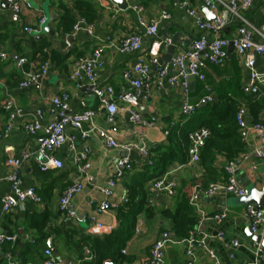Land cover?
<instances>
[{
	"label": "crops",
	"instance_id": "1",
	"mask_svg": "<svg viewBox=\"0 0 264 264\" xmlns=\"http://www.w3.org/2000/svg\"><path fill=\"white\" fill-rule=\"evenodd\" d=\"M26 1L32 7L30 10H23L16 14L17 17L10 9L3 10L0 7V53L4 55L0 56V174L11 173V168L5 165L8 159L19 158L24 152L31 154L30 159L23 163L20 170L21 188H33L41 198V203L36 205L24 202L12 209L10 213L0 215V230L16 235L17 240L11 251L23 264H41L44 259L43 251L50 249L47 247V241L51 237L53 250H50L60 264H87L91 260H87L86 249H88L89 239L94 236L89 233L90 222H82L81 217L94 218L103 226L111 227L112 230L118 226L117 212L96 214L95 208L104 200L99 189L111 176L114 160L126 156V153L106 148L104 141L95 133L82 139L80 133L91 129L90 125H85L80 131L67 130L68 134L76 138L74 151L69 150L65 145L52 152L51 156L62 162L63 168L40 172L37 149L41 134L27 135L23 131V126L34 121H38L43 127L46 126L52 119L51 99L60 92L68 94L69 108L73 113L96 107V99L90 91L85 89V86L77 89L69 78L78 57L89 55L97 47L118 44L120 40L131 34L140 35L143 43L142 51L138 55H124L113 47L104 48L103 66L98 74L99 82L110 85L116 94L121 91L136 93L124 81L122 77L124 70L133 67L138 59L150 61L153 57L157 59L162 57L166 52L162 40L164 36L171 37L175 33L180 34L175 49V54H177L187 50L189 45L186 42L197 39L199 32L192 20L187 17L185 10L175 5L178 0H130L125 10L119 9L112 0H99V2L85 0ZM186 1L190 7L201 12L200 9L203 7L201 0ZM222 1L239 4L242 0ZM132 5L139 6L141 12L136 13L131 10L129 6ZM224 11H226L224 8L217 9L215 15L223 17ZM162 12L170 16L169 20L159 21ZM239 14L253 26L263 25L264 0H251L249 9H240ZM41 17L45 18L46 24L42 27L40 39L36 40L33 35L26 33L24 28L36 27ZM82 18L93 24L92 35H89L84 27L77 31L73 30L75 22ZM140 20L145 24L159 21L157 36L145 37L144 30L140 27ZM225 20L227 25L220 35L225 39H230L235 35L238 23L229 13L228 19ZM69 37L72 38L73 46L70 50L71 45H66ZM254 39L257 41V38ZM152 43L160 45L155 48ZM44 49L48 50V55L43 52ZM22 58L27 61L23 65L25 71L36 70L41 63L48 60V76L37 85L25 89L20 88L22 74L17 61ZM256 67L258 70L263 68L264 60L258 58ZM158 72L159 68L150 74L152 78L150 83L147 86L143 85L139 90L138 111L146 120L155 119L152 127L133 126L126 113L122 111L115 116L113 127L106 123L104 113L98 114L92 121V126L96 129L103 131L113 129L114 138L120 145L138 146L143 140L153 161L157 154L156 149L167 145L168 136H164L165 130H169L171 134L174 129H182L189 133L204 126L189 125V121L196 112L191 116L182 114L184 96L180 84L170 87L164 81L162 88L156 89L154 77ZM201 72L205 80L203 82L194 81V87L189 89V103L194 104L206 95L205 88L207 87L213 95V103L224 105L232 102L237 104V109L241 105L246 106L248 116L245 127L243 130L238 129L243 151L259 148L264 154V135L256 136L253 129L254 123H264V89L257 96L248 94L247 71L243 60L229 51L221 66L202 62ZM172 75L173 70H169L167 77ZM7 99H13L22 113L12 122V130L8 137L3 138L8 113L1 106ZM252 102H256L260 107L257 118H254L250 111L249 104ZM172 123L175 124V128L170 129ZM79 154H84L87 162L90 163L86 175H80L73 165V157ZM128 156L132 162L133 171L117 181L111 201H120L133 187L137 192L144 193V208L149 207L150 212L142 209L137 215L136 225L141 227L140 233L138 235L133 233L131 239L125 244L123 249L126 253L121 254L122 262L120 263L143 264L149 256L153 243L162 232L170 229V221L161 214V211L171 208L173 202H165L164 198L151 187V182L159 178L154 177L152 165L148 166L137 150H132ZM229 161L224 153L213 151V162L207 163L209 169L206 170L201 160L198 174L193 169L185 167L171 177L178 184V189L183 187L190 196L195 186L201 189L212 183L226 181L227 175L223 168ZM178 164L183 163H173L165 173ZM236 180L241 187L248 190L252 187L261 190L264 186V159L250 157L243 161L236 173ZM74 181H79L82 185V191L70 202V206L76 212V217L64 220L59 211V199L64 189ZM9 193V185L2 183L0 198ZM238 199V197L226 194L213 196L201 194L198 199L201 211L210 216L226 212V217L220 222L211 220L204 222L200 233L205 237L207 247L214 251L222 264H264V261H256L253 253L254 242L246 235L249 224L244 217L246 206L241 205ZM149 201L153 203L150 205ZM34 215H47V223L42 231L44 238L30 227ZM197 219L196 216V221ZM219 234L223 235L222 239L217 238ZM257 235L264 239V226ZM233 240L239 243L237 248L231 247L230 242ZM9 247L6 245L4 248L9 249ZM193 253L192 264H212L205 251L195 248ZM231 253L234 254V259L229 258ZM188 262L183 244L166 246L163 264H188ZM3 263L0 258V264Z\"/></svg>",
	"mask_w": 264,
	"mask_h": 264
},
{
	"label": "built area",
	"instance_id": "2",
	"mask_svg": "<svg viewBox=\"0 0 264 264\" xmlns=\"http://www.w3.org/2000/svg\"><path fill=\"white\" fill-rule=\"evenodd\" d=\"M85 1L99 2V0ZM124 1L126 4L130 2V0ZM201 1L203 7L208 9L214 15L217 12L218 6L224 8L227 13L235 18L238 27L232 38L225 39L220 35L227 25V22L223 17L215 15V20L210 22L205 18L202 12L190 7L186 0H178L176 2L175 5L180 9H184L187 17L192 20L194 26L199 32V36L197 39L190 42L187 50L175 54L169 63L163 64L159 67V72L154 77V84L156 89H161L164 81L170 87L180 84L184 96L182 114L185 116L193 115L197 110L213 103L214 100L209 88L206 87V95L202 96L194 104L189 103V83L187 82V78L192 77L194 81L203 82L205 77L201 72L202 62L221 66L227 58L229 51H232L244 62V68L247 71L246 88L248 94L251 96H257L259 92L264 89V67L260 70L256 67V60L258 58L264 60V24L259 27L253 26L239 14L240 9H249L251 6V0H242L239 4L235 2L225 3L222 0ZM31 7V4L26 0H12L10 10L15 14H19L23 10H30ZM129 8L136 13L141 12L139 6L132 5L129 6ZM169 18L170 16L166 12H162L159 21L169 20ZM159 21L156 20L150 24H145L140 20V27L144 30L143 33L145 37L153 38L157 36ZM45 24V18L41 17L36 27H25L24 31L33 35L36 40H39L42 27ZM82 27L85 28L89 35L93 34L94 26L87 24L83 19L76 21L73 25V30L77 31ZM254 38H257V41ZM162 40L164 48L166 49L171 43L170 37L164 36ZM142 43L143 41L140 35L131 34L120 40L118 44L97 47L89 55L77 58L75 67L70 72L69 78L77 89L85 86L90 91L97 102L95 108L84 109L78 113H73L69 108L68 94L66 92H60L51 99L52 119L46 126H41L38 121L23 126V131L27 135L33 136L41 134L37 152L44 157L45 162L39 164L40 172H46L49 169L61 170L63 168L62 162L51 156L52 152L65 145L69 150L74 151L76 138L74 135L68 134L67 130L80 131L85 125H90L91 129L80 133L82 139H86L92 133H95L104 141L106 148L117 149L126 153V156L114 160L111 176L108 178L105 185L99 189L104 200L96 206V214L116 212L120 207L128 203L127 194H125V196H123L118 202H112L111 200L114 197V189L117 181L133 171L132 162L128 156L132 150H137L139 155L146 160L148 166L153 165L152 155L143 140L140 141L138 146L120 145L114 138L113 129L110 131H103L92 126L93 119L98 114L104 113L106 123L110 127H113L115 116L119 111L126 113L129 122L133 126L150 128L155 124L154 118L146 120L141 116L138 111V105L139 90L143 85L147 86L150 83L152 79L149 73L150 67L157 63V58L153 57L150 61L138 59L133 67L123 71L122 77L124 81L128 86L133 88L136 93L121 91L116 94L110 85L101 84L98 78L99 71L103 66L104 48L113 47L119 53L124 55H138L142 51ZM69 44V42H66L67 46H69ZM152 44L155 48L160 45L159 43ZM43 52L47 54L48 50L44 49ZM0 56L4 55L0 53ZM25 63H27V61L24 58L17 61V66L22 74V80L19 84L20 88L25 89L37 85L48 76V60L41 63L36 70L25 71L23 69ZM169 70H173V75L167 77ZM1 107L8 113V121L2 134L3 138H7L12 130V122L22 113V111L15 104L13 99L5 100ZM37 115L39 116V112ZM247 116L248 109L246 106H239L235 116L239 130L244 129ZM172 128H175L174 123L170 126V129ZM253 129L256 136L262 137L264 135V123H254ZM169 134L170 131L165 130L164 136L167 137ZM209 138L210 130L205 126L189 132L187 134V161L183 164L174 165L172 169L167 170V172L161 177L151 182V187L164 198L165 202L169 203L178 189V184L171 177L174 173L181 171L185 167L193 169L196 174L199 173L200 155ZM30 157L31 154L24 152L19 158L8 159L5 162V165L10 167L12 171L7 175L0 174V186L4 182L7 183L9 185L10 193L0 198V215L10 213L12 209L24 202H31L36 205L41 203V198L35 193L33 188H21L22 180L20 170L23 163L28 161ZM250 157L264 159V154L259 148L245 151L224 166L223 171L227 175L226 181L209 184L207 188L202 190L198 186H195L189 198V204L198 217L195 229L185 238H178L170 229H166L151 246L149 256L143 264H163L164 250L166 246L174 244H183L185 246V255L189 259L188 264H192L193 262V252L195 248L205 251L212 264H222L214 251L207 247L205 237L200 233V228L204 222L209 220L220 222L226 217V212L213 216L207 215L199 209L198 199L201 194L207 196L226 194L238 198L247 196L248 189L241 187L238 184L236 173L240 164ZM72 161L80 175H86V171L90 168V163L87 162L86 156L84 154H79L78 156H74ZM81 191L82 185L79 181H74L64 189L59 199V211L64 220H70L76 217V212L70 206V202ZM152 203V201H149L150 205ZM244 217L248 220L252 233L257 234L264 226V204L259 210H256L253 206H247L244 210ZM81 221L90 222L89 233L94 237L109 234L112 231L111 227L103 226L94 218L82 216ZM140 228L139 225L135 226L134 235L140 233ZM222 237V234L217 236L218 239H222ZM16 240V235L7 234L0 230V258L3 260V264H23L22 261L17 259L11 251ZM6 245L10 246L9 249L4 248ZM230 245L232 248H237L239 243L236 240H233L230 242ZM120 253L124 255L126 250L122 249ZM253 253L256 261H264V249L261 248L260 244L254 243ZM86 254L87 260H91L89 249H86ZM43 256L44 259L41 264H60V262L53 256L50 249H45L43 251ZM229 258L234 259V254L231 253ZM101 264L116 263L112 260H105Z\"/></svg>",
	"mask_w": 264,
	"mask_h": 264
},
{
	"label": "trees",
	"instance_id": "3",
	"mask_svg": "<svg viewBox=\"0 0 264 264\" xmlns=\"http://www.w3.org/2000/svg\"><path fill=\"white\" fill-rule=\"evenodd\" d=\"M83 20L87 24L93 25L87 19ZM249 107L254 118H257L260 110L259 105L252 102ZM236 113L237 104L235 103L231 102L224 105L213 103L197 110L189 121L190 126L204 125L210 130V138L206 141L200 155V162L202 160L206 170L209 169L207 163L213 162V151L224 153L230 161L235 159L238 154L245 152L238 134V126L235 120ZM187 134L182 129H174L173 133L168 136L167 145L156 149L157 154L152 165L154 177L162 176L173 163H184L186 161ZM190 196L183 187H180L170 201L173 202V206L161 211V214L170 221V229L180 238L187 237L194 230L197 222L193 209L189 204ZM127 198L128 203L116 211L118 226L109 234L89 239L88 249L91 253V261L87 264H101L105 260H112L116 264L122 262L120 252L133 236L137 215L142 209L146 211L150 209L149 207L144 208V193L137 192L134 187L129 190ZM46 223L47 215H34L30 227L44 238L42 231Z\"/></svg>",
	"mask_w": 264,
	"mask_h": 264
},
{
	"label": "water",
	"instance_id": "4",
	"mask_svg": "<svg viewBox=\"0 0 264 264\" xmlns=\"http://www.w3.org/2000/svg\"><path fill=\"white\" fill-rule=\"evenodd\" d=\"M12 0H1L0 1V7L3 10H9L10 9V3ZM112 2L117 5V7L121 10H125L127 8V4L125 3L124 0H112ZM219 10H222L223 8L221 6H218ZM201 12L204 14L205 18L208 21H214L215 20V15L210 12L208 9H206L205 7H201ZM14 16L17 17V15L14 13ZM225 19H228V13L227 11H224V16ZM180 39V34L179 33H175L170 37V45L166 48V52L165 54L160 57L157 61L156 64L152 65L150 68L149 73L152 74L153 72H155L160 66H162L163 64L169 63L171 58L175 55V49L177 46V43ZM68 41L71 45V47L69 48L72 49V38H68ZM190 40H188L186 43L189 45L190 44ZM68 50V51H69ZM187 82L189 83V89H192L194 87V80L192 77H188L187 78ZM86 89V87H85ZM38 160L40 161V163H44L45 159L41 154H37ZM239 202L241 205L244 206H253L256 210L261 209V207L264 204V186L262 187L261 190H257L256 188L252 187L248 190V195L245 197H240ZM246 235L247 237L252 240L255 244H260L261 248L264 249V239H261V237L257 234H253L250 228V225L248 224L247 229H246ZM47 247L53 250V246H52V237L48 239L47 241Z\"/></svg>",
	"mask_w": 264,
	"mask_h": 264
}]
</instances>
